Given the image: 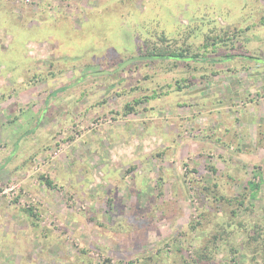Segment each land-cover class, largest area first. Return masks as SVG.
<instances>
[{
    "label": "rangeland",
    "instance_id": "rangeland-1",
    "mask_svg": "<svg viewBox=\"0 0 264 264\" xmlns=\"http://www.w3.org/2000/svg\"><path fill=\"white\" fill-rule=\"evenodd\" d=\"M163 36L218 43L121 67ZM257 230L264 0H0V264H264Z\"/></svg>",
    "mask_w": 264,
    "mask_h": 264
},
{
    "label": "trees",
    "instance_id": "trees-1",
    "mask_svg": "<svg viewBox=\"0 0 264 264\" xmlns=\"http://www.w3.org/2000/svg\"><path fill=\"white\" fill-rule=\"evenodd\" d=\"M225 39H221V41H225ZM162 41H165L166 43L162 45L160 44H153L152 46H150L149 48H147V50L145 51H140V55L142 56H149V55H160V56H169L167 58H159V59H166V62H169L167 64V66H169L171 68L174 67L175 65H181V64H184L185 66H188V67H192L191 65H193L192 63L197 61L199 58L202 59L204 62H209L211 61L212 59L208 56H203L199 53L200 52V48H204L206 51H208L209 47H211V45H216L218 42H211V40H205V43H203L201 46L198 47V51L197 52H194L193 54L191 53V46L188 48V47H183L181 46L180 48H172L170 46L169 43H167L168 39L166 36H163L162 37ZM148 43V42H147ZM229 56H226V58H228ZM230 57H233V56H230ZM185 83V79H179L176 81V87H175V91L176 90H180L181 88L184 87V84ZM144 100L148 99V96H145L144 95ZM139 102H141V99H138V100H135L134 103H131V102H128L126 104V110L127 111H134L136 110V106L137 104H139ZM127 111L125 113H127ZM49 182V184H51V181L50 180H47ZM251 188H254V189H258L259 187V184L257 183H252L251 184ZM220 199L222 201H226V202H229L231 203L232 202V199L231 198H227V197H224V196H221ZM233 221L232 220H229L225 223L222 224V227L218 230L219 232V235H220V238L221 236L223 235V233H225L226 235H230L231 231L233 229H235V227H233ZM239 229H240V232H243L244 230H246V226L243 224V223H240L239 222ZM192 227L195 228V226L192 224L191 225ZM261 229V228H260ZM215 234L214 235V241L213 243L215 244V247H216V241L218 240L219 238V235ZM233 233V231H232ZM231 240V239H230ZM252 240L254 241H261L262 242V246L264 248V232L261 231V230H257V234L255 233L253 236H252ZM231 243V242H230ZM244 243V242H243ZM204 250H206V247L204 248ZM203 250V251H204ZM232 250L235 251V253H240V249H236L235 247L232 248ZM202 257V255H201ZM193 263H196V264H210V262H205L202 260V258H198V259H193Z\"/></svg>",
    "mask_w": 264,
    "mask_h": 264
},
{
    "label": "water",
    "instance_id": "water-1",
    "mask_svg": "<svg viewBox=\"0 0 264 264\" xmlns=\"http://www.w3.org/2000/svg\"><path fill=\"white\" fill-rule=\"evenodd\" d=\"M167 57H169V56H160V55L137 56V57H135V58H133L131 60H128L124 64H122L121 67H123L125 64H129L133 60H138V59H159V58H167Z\"/></svg>",
    "mask_w": 264,
    "mask_h": 264
}]
</instances>
